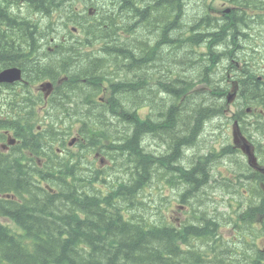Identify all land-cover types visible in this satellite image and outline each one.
<instances>
[{
    "label": "trees",
    "instance_id": "1",
    "mask_svg": "<svg viewBox=\"0 0 264 264\" xmlns=\"http://www.w3.org/2000/svg\"><path fill=\"white\" fill-rule=\"evenodd\" d=\"M29 1L36 10L44 12L45 14L49 12V10L52 8V5L53 8L51 10H57V12H59L61 15L63 14L62 10L69 9L67 5L65 7H60L56 0ZM103 1H107L108 5L110 6L111 15L106 17V15H103L104 13H99V17L102 19L98 23L99 25H91L93 29H95L93 33L97 32L95 38L99 37L103 39L104 36L110 35L111 30L106 27V23L112 21L113 26L119 27L116 23L118 18L120 23L126 25L125 23H127V20H139L140 14H142L141 18H143V16H147L151 9L154 11H164L165 19L166 17L172 15L174 11H177L176 13L179 18L180 16L184 17L185 15V11H181V3L179 0L177 3L173 0H151V2L149 1L150 3L148 1L143 3V6H140V4H137L135 0H133L132 4L119 6V8L122 7L121 9L123 11L116 13L117 16L115 14V7L117 6L116 3L113 0ZM227 1L229 2H225V4L229 5L228 3H232L233 5L232 12L228 14L229 16L239 15V12H243L247 14V17L249 18V14H251L249 11L254 10L258 12L259 9L255 10L254 6L264 3V0ZM152 3L153 5H151ZM14 11L13 4L9 3L8 0H0V22H2V24L0 23V60L2 61V64L18 62V54L21 55L25 52V50H27V47L24 46L25 44L34 41L36 46L38 43L37 35L34 37L32 30H35L37 26L40 25V23L38 24L37 22H31V24H26L25 27L23 24L27 22L22 21L23 24H20L21 27H19V24L14 23L15 20L18 21L19 16L17 14H13L11 17V13H9ZM113 16L116 17V20ZM249 18H246L245 20H237L234 23V27L240 22L247 23L250 20ZM232 25L233 23L227 24L226 28H228V33H231V29H233ZM155 29L156 30L152 32L153 34H151L154 36L155 32L159 33L162 31L161 34H163V36L159 35L157 36V39L161 38L162 41H165L166 37L164 35H166L168 28L163 30L161 29L160 25H157ZM116 32L117 31L112 30V33ZM221 36L222 34L220 33L217 44L224 42L225 37L222 39ZM202 40H207L205 35L195 32L189 37H178L175 39L172 38L165 43L167 47H174L176 44L177 46L183 45L184 47H187L188 45L185 44L187 42L190 45H194L201 44L200 42ZM214 40H216L215 37ZM79 41L81 42V39ZM208 41L210 43H208L209 50L207 56H205V58H207L206 60L201 55H193V52L188 54V56L191 58L185 56L188 59L193 60L190 63L191 65H195L202 60L205 61L204 65L212 67L215 65V60H217V57L219 56L216 54V51H212L214 46L212 45L213 41ZM139 48H141L140 44ZM122 49L124 55H128L125 52L131 48L123 47ZM102 50L105 51L107 48L104 47ZM178 51L179 50L177 49V52ZM67 52L68 53H66V57H64V59H62L64 52L60 57L58 56V58H53V66L58 70L62 68L61 66L59 67L58 64L63 62L65 63V71L75 73V78H77V80H80L81 77H88L87 73L90 71V69H88L90 68L89 66L94 67L95 65H92V62L88 61L86 62L85 66L83 65L80 67V71H76L75 68L71 69V67L67 66L66 60L71 54L69 51ZM193 56H195V59L192 58ZM100 63V59L96 60L97 65ZM173 63L177 64L176 62ZM171 64L172 63H170L169 66H171ZM0 66L2 65L0 64ZM50 66L51 65L48 64L47 68ZM45 67L46 62L44 63L43 60H39L32 62L29 66H26L24 71H28L29 74L32 73L33 75H36L37 73L43 71ZM244 71L245 68L243 67L240 69V74L241 72L244 73ZM205 72L206 71H204V74ZM243 75L244 74L239 76V81L242 83V89L240 95L237 97V102H239V98L242 100V91H248L251 93V95H256V97H253V104L251 103L247 105L259 106L264 109V93L262 94L264 91L263 85L253 73L246 72L245 77L241 78ZM89 78L91 79V77ZM100 80L101 77L98 83ZM200 80L207 82L209 78H207V76L205 78L200 77ZM32 81L36 80L34 79ZM177 81L179 80L177 79ZM124 89L126 90V88ZM182 93L183 91H179L174 93L173 96H179ZM107 96H112V94L108 93ZM124 96L125 97L121 98L128 102L130 99H128L127 95ZM192 97H194L195 100L193 101L194 103L191 105L190 109L182 111V113H175L173 110H170L168 113H166L163 109V112L160 114L161 116L157 115L159 118L166 119L168 121L162 119L158 120L157 122L149 119L141 120L136 108L129 110L121 109L118 112L119 118L122 119L127 125H134L133 132L130 131L123 140L125 141V145L123 144L119 146L122 151H127V155L130 160L136 163L134 167L131 166V163H129V166L132 168V172L135 175H132V178L128 184H122L119 188L120 190H123L120 194V198L122 197L121 199H131V201H134L128 202L130 209H136L139 206L135 199L136 191L141 187L144 180L149 175V171H154L155 163H159L165 169L164 164H170L171 159L176 158L174 163L182 161V149L180 147L183 146V148H190L193 147L196 142L197 132L195 130L193 131L192 128L194 127L195 129L198 126H202L200 125L203 123L202 119L205 120V118H211V115H209L210 113L205 110L203 111V109L205 108L206 110H212V107L206 105L207 100L204 98H214L213 95L210 93L208 95L195 93L187 98ZM226 98L227 96L224 94V102L227 101ZM65 99L66 101L70 100V95H68V97L65 96ZM107 99L111 103L110 112L115 113L118 109H120L118 106L121 107V105H123L121 101L117 103L115 101V97ZM198 99L204 100L198 101ZM129 102H131V100ZM154 102L158 106L157 102ZM210 102L211 101L208 103ZM123 106L125 107V105ZM192 123H194V125ZM190 131H192L191 134H189ZM151 134H156L161 140L166 142L170 150L168 155L154 157L152 156V153H148L152 151H144L141 146V141L143 138ZM103 135L106 134L103 133L102 136ZM184 162L186 161H183V163ZM199 166L201 167L202 171L200 170ZM202 167L203 166L199 164L198 167H193L191 170H187L181 166L177 167L175 165H172L169 168L176 171L178 176L182 178L184 183L187 185H194V187H198L200 184H203V182L206 181L205 173L203 172L204 170ZM21 170L23 171V169L18 167L16 163L12 162L11 158L7 159L6 157L0 155V194L9 193L13 189L20 191L23 187V190L28 192L31 202H23V204H19L16 200L0 197V215L9 216L13 220V224L11 226L8 223H2L0 221V264L248 263L247 260L241 256V258L237 260V255L235 256L234 253V249L237 248L236 245L232 244L231 247L223 246L227 241L221 237H218V234H216L217 236L213 242L210 241L206 236H204L205 232H203V228L200 225L191 226L189 221H184V223L181 224L182 228L180 230L179 226L173 222L168 223L169 220L164 215H162L163 220L161 218L160 224L156 222V220L151 221L142 216H138V218H133L131 216L128 220H125L117 208V204L114 205L111 203L113 198L111 199L110 196L99 197L96 194H86V192H88L87 190L83 193H64V189H62V192H59V194L56 195L49 194L46 189H39L44 193L46 192V194L43 196V194H38L36 192V187H32V182H29L28 178L21 175ZM44 178L49 182V178L45 176ZM82 179V181L87 180L84 178ZM24 180L25 182H22ZM93 188L95 189L94 185L92 186L91 191L94 190ZM34 193H37L38 195ZM101 193L103 194L102 191ZM34 196H36V198ZM39 196H41V198ZM115 196L116 194L114 197ZM102 202L106 205L102 206ZM76 209L79 210L78 212L81 214L78 215V213L75 211ZM217 230L218 228H213L210 231L216 232ZM193 235H195V237ZM191 239H195L200 243L201 240H204L203 242L206 245L210 244L209 246L211 250L208 251V249H205V251H203V249H201V244L198 247L196 245L190 246L189 244H191ZM225 249H227L228 252L233 253L235 257L231 259H224L223 252ZM210 256H212V259H208ZM228 261H230V263H228Z\"/></svg>",
    "mask_w": 264,
    "mask_h": 264
},
{
    "label": "bare ground",
    "instance_id": "2",
    "mask_svg": "<svg viewBox=\"0 0 264 264\" xmlns=\"http://www.w3.org/2000/svg\"><path fill=\"white\" fill-rule=\"evenodd\" d=\"M56 1L57 2H60V1L64 2L63 4H65V5L63 7H65L67 5L71 9L70 4H71V1H73V0H56ZM136 1H138V0H136ZM149 1L151 2V0H148V2ZM225 1L226 2H229L227 0H225ZM26 2L27 3H31L29 0H26ZM81 2H84V1L82 0ZM86 2L88 3V1H86ZM228 4L232 7L231 8V11H230V12H232L233 5H232V3H228ZM125 5H126V3H124L122 6H125ZM151 5H153V3ZM88 6L90 7V5H88ZM60 7H62V6L60 5ZM254 8H255V10L256 9H259V11L257 12V11H254V10H252V11L250 10L249 11L251 13L250 18L247 17L248 16L247 14H245L243 12H239L238 13L239 15H234V16L232 15V16H230V18L228 19V22L226 23V25L223 26V27L220 26L219 29L213 28V29H210V30L206 31V30L197 29L196 26H192L194 28L193 31H191V30L189 31L192 34H194L195 32H198L200 34H204L205 35V38L207 39V40H202L200 42L201 44L190 45L188 42L185 43V44L188 45L186 47L188 50H190L192 47L196 46V49L193 51V55H195V56L201 55L206 60L207 58H205V56H207L208 50H209L208 43H210L208 40H212L213 41L212 45L215 46V49L213 48L212 51H216V54L220 58H223L224 60L226 58H228V57H231L230 58V63L228 65L224 66V68H222L221 70H220V65H218V63H216L213 67L212 66L205 65L204 70L203 71H200L202 75H200L197 78L195 77L196 79L191 80L188 83V84H190L189 86L188 85H178V86L173 85V86H170L169 84L162 83L161 81L163 79L161 81H159L160 86H158V80H157V78H149V79H146V83H142L143 81L140 82V86L146 85V87H147L146 89L153 90V92L154 91H156V92H162L161 93L162 96L164 95V92H166L168 90L171 91L169 94H167V96H168V98H167L168 102H164L165 105H167V107L164 110L165 112H168L170 110H173V111L176 110L177 111V109H178V111L179 110L180 111H184L187 107H189L190 105H192L194 103L193 102L195 100L194 97L187 98L189 96H192V94H195L196 93V94H206V95H208L210 93V94L213 95L214 98H210V97L205 98L207 100V103L209 101H211L210 103H208L210 105V107L215 108V111H213V112H212V110L207 109L210 113L212 112L213 115L210 116L211 118H205L206 121H203V123H201L202 122L201 121L200 122L201 123L200 125H202V126H198L195 129H194V127L192 128L193 131L195 130L197 132V135H196L197 136V138H196V144L198 146L197 151H199V153L197 154V157H196L195 162L193 164H189V163H186V162L183 163V161H179L178 163L177 162L176 163H170V164L167 163V164H164L165 169L159 163H155V165H154V171H152V173H149V175L144 180V182L141 185V187L136 191L135 199H136V202H138V205L139 206L136 209H132V208L130 209L129 206H128V202L131 201V199L130 200L121 199L122 197L120 198V194H121V191H123V190L122 189L120 190L119 188H120V186L122 184L123 185L128 184V182L130 181V179L132 178V175L134 173L132 172V168L129 166V164H128V168L125 167V166H122L121 163H120V161H119V159L117 160L114 157L110 156V148H111V145H112L113 142H115V138H114L115 135H114L113 130L111 128L114 125V122H117L118 121V123H121V122L122 123H125L118 116L119 115L118 112L121 109H125V107L123 105H121V107L118 106V108H120V109H118L115 113L114 112H109L110 118L107 121V124H105L102 128L97 129L95 126L90 128L87 125H83L84 128H88V129L91 130L90 136H94L93 139L97 143L98 146L99 145H102V144H104V145L110 144L107 147V149L102 153V154H104L103 156H104V159L106 160V163H107L106 168L103 169L102 172L101 171H98L95 167H93L92 165H89L88 163H86V161L84 159H81L80 158L81 164H79V165H81V168L78 169L79 166L76 167L78 169V171H81V173H82V177L79 178L78 172H75L77 170L74 169L75 171H72L73 168H74V162L77 163L78 160H76L75 158H72V157L63 159L64 162L69 163L72 166L71 172L74 174L75 181L76 182H81L79 184H81L82 193L87 190L88 192H86V194H90V195L96 194L99 197L100 196H103V197L104 196H107V197L110 196L111 199L113 198V201L111 203H113L114 205L117 204V208L119 209V211L122 214L123 219H125V220H128L129 217H131V216L133 218H138V216H142V217H145V218H147L148 220H151V221H153V220L155 221L156 220V222H158L160 224V221H161V218L162 217L161 218L160 217H158V218L155 217L154 218L155 214L153 213V211L151 213H149V209L151 207H155V206L152 205V204L149 206V203L148 202L150 200H145V196H146L145 193H146V191L148 190V188L153 187L154 184H157L158 182L163 181V183L165 185L170 186L171 189H173L172 187L175 186V188L177 190H179L178 192H176V200H177V203H182V206L183 205H188L189 204V199L188 198H192L194 195H196V193L199 192L201 188H202V190L205 191V194L206 195L208 194V196H210L211 190L212 189H217L218 187H221V185H222V188L223 189H224V186L227 187V185L230 186V187H232L229 184V182H227L228 178H226L227 180H225L224 177H222V179L220 181L217 179V176L220 175V173H219L220 170H218L217 168H214L216 166H213L214 165V162L212 160L213 158H211V155L209 153H207V152H202V151H206V149H207L206 146L208 145L209 141H211L210 140L211 136L213 135V133L215 132V130H217V127L219 126V125L217 126L218 122H220L222 120V119L221 120L219 119L220 118V115H221V113H220L221 110H219V109L222 108L223 103H226L227 102L226 101L227 98L225 100L226 102H224V95H221L220 94V96H219V93H220V91H221V89L223 87L224 81H225V75H223V73L224 72H226V73L232 72L234 74H237L238 73L239 76L242 75V74H244L241 78H244L245 77L246 72L247 73L248 72L253 73L257 77V79L259 80V82H261V84L264 87V80H262L260 78V77H264V33H261V35H258L259 34V31L257 29V27H259V22L260 21H263V27H262L261 30H263V32H264V18L261 19V17L264 15V3H261V4L257 5V6H254ZM73 9H76V6ZM73 9H72V11H73L72 17H68L69 15L68 14L67 15L65 14V10H62V13H63L62 15L59 12H57V10H56V11H53L52 12L51 16L48 17V19H44L46 21L45 24H47L49 26V28H51V30H52L51 33H53V37L55 38V41L58 42L59 44L62 43V40H65L66 39V36H65L66 31L69 33V35H74V36L75 35L78 36L79 33H82L81 30H80V28H79V25H80V21L79 20H80V18H78V17H81V15H79L78 13H76L77 9L76 10H73ZM88 9L89 10H87V8H86V12H84V14L86 13L90 18H93V16H91L92 14H96V20H94V25L95 26L99 25L98 23L102 20L101 17H99V13H104L103 15H111V13H109V9H107L106 12L105 11L104 12H99L94 7L93 8H88ZM118 11H120V10H118ZM126 11H127V9H126ZM222 13L225 14L224 17L225 16H229L225 11L224 12H219L218 14L222 17L223 16ZM116 16H117V14H116ZM118 16H119V14H118ZM66 17L67 18H74V19H67V21H66L65 20ZM121 18H122V16H121ZM246 18H249L250 19L247 23H241L240 22L239 24H237L234 27V23L237 20H241V19L245 20ZM114 19H116V17H114ZM44 20H42V21H44ZM117 20H118V18H117ZM25 22H27V21H25ZM117 23H118V21H117ZM229 23H233V25H232L233 26V29H231V33H228L227 32L228 31V28H226L227 27V24H229ZM136 24H137V20H136ZM63 26H65V29L63 28L61 31L60 30H56L57 27L62 28ZM107 26L108 25H106V27ZM160 27L163 30L165 29V27L162 26V25H160ZM107 28L109 29V27H107ZM184 28L186 29V28H188V26L187 27H184ZM110 30L112 32V29H110ZM130 30H131V27L129 28V31ZM129 31H128V33L127 32L126 33H123V31H120V33H116V34L119 35L120 37H122L123 38V41L126 40V42H129V39H130V36H131ZM61 32L64 35H62V36L59 35V33H61ZM220 33L222 34V36H221L222 39L224 37H225V39H226V37L227 38H230V40H229V42H228V44H227L226 47L220 46V44H222L223 42L222 43L220 42V43L217 44V42L219 40L218 36L220 35ZM37 35L40 36L41 35V32L38 31V34ZM191 35H189V36H191ZM189 36L182 35L181 33H179L176 36V38L177 37H189ZM214 37L216 38V40H214ZM95 42H96V44H93L92 43V44H90L88 46V49L90 51H101L102 50V48H101L102 47V44L103 45L106 44V43L108 44V40H103V39H99V40H97ZM204 43H206V44H204ZM123 47H125V46H123ZM75 51L76 50H73L72 52L74 53ZM58 56L60 57L61 54L57 55L56 57H58ZM78 56H79V54H78ZM177 58H179V60H177L178 62H177V64H175L176 66H173L172 67V69L173 70H176V71H177V66L179 65L180 61H183L184 60L182 57H179V56ZM173 60L174 59H171L170 60L171 63L175 62ZM236 62H238L240 64V68L239 69L238 68H234ZM64 64L65 63H63V62L60 64V66L63 68V71L61 73H65ZM164 65H165V63H164ZM4 67L5 66L2 65V67L0 68V77H2V76H9L11 79H3V80H0V83H7L8 81H18L19 82V81L22 80V78L20 76H21V73H23V72H22V70L18 66L13 65V66L6 67V68H4ZM166 67H171V66H169V63H168L166 65ZM243 67L245 68V71H244V73L241 72V74H240V69H242ZM204 71H206V72L209 71L211 73V76L210 77H207V78H209V80L207 82H204L203 80H200V77L205 78V76L203 75L204 74ZM45 76L46 75H44V77ZM61 78H63V84L61 85V88H63V85H66V84L67 85H71V84H73L70 81L71 79L69 77H67L65 74H62L61 75ZM161 78H163V76ZM40 79H44V78H39L36 81H32V82L30 80H27V79L26 80H27L28 84L29 83H32L34 85V82H37ZM237 81H239V77H238V80ZM239 82H240V92H241L242 83H241V81H239ZM51 83L52 82L50 80L45 79V81L41 82V84L39 85V87L42 88V89L47 88L48 90H51ZM124 84H125V81H123V80H121L119 82L110 81V86H109L108 83L105 85L103 83V81L101 80L96 85V87H95V91H97V92L100 93L96 97V101L99 103V100L98 99H99L100 96H102V93H103V90H104L103 88H106V90H105V92H106L105 102H107V100H108L107 98H112L113 97V95L112 96H107L108 93L112 94V89L110 87L114 88L116 86H122ZM225 84H226V81H225ZM200 85H203L204 87L199 88ZM72 86H74V84ZM138 88L141 89L140 87H138ZM138 88H133L132 90L129 91V96L132 95V94H134V96L131 99V102L127 103V105H128V106L126 105L127 108L128 107H130L131 109L136 108L137 113L139 114L141 120H147V119H149V120H152L154 122H157L158 120L162 119V118H159L157 115H160L161 112H163V109L160 106H156L154 104L153 99H155V98L151 97V95H152L153 92L148 91L147 93L150 92L151 93L150 95H148L146 97H145V95H144V97H139L141 94H138V92L136 93V90ZM144 88L145 87L143 86V89ZM128 89H129V85L126 88V91ZM179 91H183V93L180 94L179 96H177V95L173 96L174 93H177ZM147 93H146V95H147ZM263 93H264V91L262 92V94ZM21 94H23V93H21ZM154 94H155V92H154ZM259 95H261V94H259ZM154 97H156V95ZM253 97H256V95H251V93L248 92V91H246V92H243L242 91V98H241L242 100H240V98H239V102H238L240 104L241 108H242V106L244 104H246V106H247V104H251L253 102V99H254ZM138 99H141V100H138ZM108 103H110V101H108ZM227 104H228V102H227ZM147 107H150V110ZM143 108H147L148 109L147 112L148 111L149 112L148 113L147 112H143L142 111ZM203 110H206V109L204 108ZM34 111H32V113H31V116L32 117L35 116V114H36ZM241 112H243V111H241ZM244 112H246V111H244ZM116 113H118V114H116ZM236 113H237V111H236ZM246 113H248V112H246ZM47 115H48V113H47ZM237 116H239V115H237ZM113 118H114V120H113ZM201 118H203V117H201ZM39 119H41V118H37V119L35 118V122H37ZM162 120H164V119H162ZM50 123H51V121H49L46 124V126L48 127L50 125ZM75 124H76V122L72 123L71 125H69V123H68V124H65L66 126H63L61 128H57V131L60 133V135H59L58 138L53 139V140L52 139H49L47 137L50 134V132H48L47 134H41L40 136L37 135V137L36 136H33V138L36 140V139H38V138H40L42 136V142L46 141V142H49L50 144H54V145L57 143V141L59 139H60V141L62 139V142L63 143H65V140L66 141H69L68 143L70 144V147H71L72 146V139H73V137L70 139V138H67V136H65V135H72L73 136V129H74ZM222 126L223 125H221V127H219V129L222 128ZM34 128H35V126H34ZM224 128H222V129H224ZM243 129L245 131V134H248L250 137H252L254 139L256 138V136H257V138L258 137H264V129L262 127H258V124H255V125H247V126H244ZM218 130H217V132H218ZM224 132H222V133H224ZM103 133H105L106 135H103L102 136ZM191 133H192V131H190L189 134H191ZM222 133L221 132L216 133V142H218V144H219L218 146H216V149H217L216 152H217V154H219V156L218 155H216V156L219 158L218 159L219 160V163L218 164L219 165H223V166H225V167L228 168L230 166H227L226 163H229L231 161V159H234V155L233 154H231V156L230 155H227V153H228L227 151L228 150L226 148L225 149L222 148L223 146L225 147V145H226L225 143L227 142ZM235 133H236V130L233 131V139H235L236 136H237V134H235ZM201 136H203L204 139L200 140L199 138ZM150 140H153V143L155 145V147L152 148V149H148L147 148V146H148L147 144H150ZM201 144H203V145L201 146ZM141 146H142V148L144 149L145 152H147L146 150H148V151L149 150H154V152H148V153H152V156H154V157H160V156H163V154L164 155H168L170 153V150H169L166 142H164L163 140H161L160 137H158L156 134H151V135H148L147 137L143 138V140L141 141ZM210 147H211V144H210ZM48 148H49V146H48ZM65 149H66V147H65ZM88 150H90V148ZM88 150H86V151H88ZM91 150L94 151L93 148ZM208 150H210L209 147H208ZM43 151L40 154H43ZM53 151H54V149H53ZM97 151L98 152H101L102 150H100L99 148H97ZM160 154H162V155H160ZM213 154H215V153H213ZM215 157H214V161H215ZM44 158H45V156H44ZM175 159L176 158H174L173 160H175ZM46 161H47V159H46ZM199 164H201L203 166L202 168L204 170L203 172L205 173V177H206L205 179H206V181L203 182V184H200L198 187H194V185H187L186 183H184V180L178 176V173L176 171H174L173 169L169 168L170 166L175 165L177 167H180L181 166L182 168H186L187 170L188 169L191 170L193 167H198ZM232 164H233V162H232ZM77 165H78V163H77ZM217 167H218V165H217ZM199 168L202 171V169H201L200 166H199ZM111 169H117V170L120 171L119 172V175H118L117 181L116 180H112L111 176H108V173L107 172L109 170H111ZM233 170H235V169H233ZM20 172H21V175L23 177H26L29 180H30V178H32V176L33 177H38L37 174H33L32 175L29 172H26L24 170L23 171L21 170ZM238 172L240 173L239 175H237L239 181L244 182V183H246L248 181L254 183L253 182V176L249 173V170L246 168L245 165H243L242 167H240L238 169ZM153 173H156V178H152V174ZM198 174H200V173H198ZM82 178L87 179L88 181L87 180H86L87 182L86 181H82L83 180ZM22 182H25V180L22 181ZM61 183H66V182H61ZM61 183L60 184H57V185H54V183L50 182L49 185L53 186L56 189L57 192H62L61 191V188H60ZM256 183L257 182H255L254 184H256ZM32 185H36V184L33 182ZM93 185L95 186V189L93 188L94 190L91 191V188H92ZM98 186H101V188H102V189L99 188L100 191L97 189ZM103 186H105L106 189H103ZM83 188H84V191H83ZM238 189H239V187H238ZM35 190H36V192L38 194H43V196H44V194H46V193L40 191L39 189H35ZM35 190H34V192H35ZM101 191L102 192L104 191L103 194L101 193ZM37 193H34V194H37ZM115 194H116V196L114 197ZM237 194H239V193H237ZM253 194H255V193H253ZM25 195H26V197L23 199V202L24 203H29V201H30L29 194H26L25 193ZM41 196H39V197L41 198ZM187 196H189V197L186 198ZM238 196H240V195H238ZM258 198H259V196H258ZM260 199H262V198H260ZM23 202H21V203H23ZM131 202H134V201H131ZM249 203H253V202H247V203H245L247 205H243L242 209L240 210V212H241L242 215L249 210L250 205H251ZM101 205L104 206L106 204L102 202ZM154 210H156V209H154ZM250 210H252V209H250ZM1 218H2V216L0 215V221H1ZM237 218L238 217H236V219ZM194 219H195V221L193 220V218L192 219H189V220H186V221H189V223L191 224V226H199L200 225L203 228V232H205V235L204 236H206L207 239H209L210 241L213 242V240H215V238L217 236L216 234H218L219 235L218 237H221L225 241H227L223 246H225V247H231L232 244H234L233 242H231V240L225 238L221 234V232H220V228L221 227L220 226H221L222 223L217 218H215L213 216L206 215V217L205 216H200V217H194ZM162 220H163V218H162ZM239 220H240V218H239ZM229 222H232V221H229ZM240 222L241 223L238 226L239 227V232H240L241 228L244 226V220L242 219V220H240ZM168 223H170V221ZM180 223L182 224V223H184V221L183 222H180ZM161 224H162V222H161ZM172 225H173V223H172ZM228 225H231V228L232 229H235V230H236V228H238L236 223H232V224L230 223ZM180 226H179V229L181 230L182 226L181 227ZM223 226H224V224H223ZM253 227H255V226H253ZM213 228H215V229L218 228V230L216 232H211L210 230L213 229ZM238 234L239 233H237V235ZM188 235H191V234H188ZM193 236L195 237V235H193ZM241 237H243V236H241ZM257 237H259V236H257ZM241 240H242V238H241ZM203 241L204 240H201V243H200L199 241H197L195 239H191L190 240V243L191 244H189V243L188 244L190 246L191 245H196L197 247L200 246V244H201V247H202L201 249H203V251H205V249H208V251L211 250V248L209 246L210 244H207L206 245ZM249 245H250V243H249ZM183 248H185V247H183ZM236 249L234 250L235 255L240 256L239 254H236L237 253V252H235ZM249 250H251V249H249ZM253 253H255V252H253ZM223 255H224V259L225 258L229 259L230 256L233 255V253L228 252V250L225 249L224 252H223ZM248 257H249V255H248ZM250 258H251V256H250ZM208 259H212V256H210ZM259 259H261V258H259ZM206 263H207V261H206ZM228 263H230V261H228Z\"/></svg>",
    "mask_w": 264,
    "mask_h": 264
},
{
    "label": "flooded vegetation",
    "instance_id": "3",
    "mask_svg": "<svg viewBox=\"0 0 264 264\" xmlns=\"http://www.w3.org/2000/svg\"><path fill=\"white\" fill-rule=\"evenodd\" d=\"M76 1L81 3V5H82L81 11L86 10V8H87V10H89L88 8H93V7L96 8V6L98 4L97 0H90V2H88V3L86 2L87 0H83L84 2H81L82 0H76ZM135 2L137 4H140V6H143L142 2H138L136 0H135ZM20 3L23 7L25 0H21ZM132 3H133V0H129L127 2V5L132 4ZM29 4L31 5V7H33L31 3H29ZM88 5H90V7ZM223 6L225 7V5H223ZM224 7L213 8V10L216 12H224L225 11ZM115 8H116L115 14L123 11V10H121V8H119V6H116ZM101 10L106 12V9H104L103 6L101 7ZM118 10H120V11H118ZM110 11H111V8H110ZM110 11H109V13H111ZM32 15H33L32 11L27 14L28 17L32 16ZM222 15H223L222 16V18H223L225 14L222 13ZM249 15L251 16V14H249ZM91 16H93V18L95 19L96 14H92ZM176 16H177V13H176ZM141 17H142V14L139 15V20H141ZM144 18H142L141 21L137 20L139 22H137L135 27L140 26V24ZM157 18L158 17L154 16V18L152 20H156ZM222 18H218L216 22H214L212 24H208L206 27L208 28L211 25H215L218 27L217 29H219L220 26H218L217 24H223L224 20ZM262 18H264V15L261 17V19ZM117 21L118 20H116V23H117ZM119 23L120 22L118 21L117 24L119 27L124 26L123 23H121V24H119ZM87 32L90 36H92L93 39H95V40L99 39V37H96V38L93 37V35L90 34L89 30ZM130 39L133 41L134 40L139 41V38L135 37L134 35H131ZM67 41H68L67 39L62 40V43L59 44L58 42L55 41V38L53 36H50L49 40L37 43V45L40 46V48H41V53L35 48L34 41H31L30 43L28 42L27 44L24 45L25 47H27V50H25V52L22 53L21 55L18 54V56H17L19 58L18 62L2 64V61L0 60V64L5 66L4 68L15 65V66H18L23 72V73H21V76H20L22 78V80L19 82L18 81H8L7 83H0V155L3 157H6L7 159L11 158L12 162L16 163L18 165V167H20L24 171L29 172L32 175L37 174L38 177L32 176V178H30V180H29L30 182H32V183L34 182L36 184V185H32V187L34 186V187H36V189H40V190L46 189L49 194H52L55 191L54 187L49 185L51 178H53L52 175H54L51 172L52 169L57 170V171H54V173L56 175L54 177L55 179L59 175H62L61 173L63 171H69L70 172L72 169V166L69 163L62 161L63 159L72 157V158H75L76 160H78L77 161L78 165L76 162H74V168L72 171H75L74 169H76L77 171H75V172H78V169L81 168V165H79V164H81V160H80V158H81V159H84L86 161V163H88L89 165H92L98 171L102 172L103 169H105L107 166L106 160L104 159V156H103L104 154H102V153L110 145V144H108V145L102 144V145L98 146L97 143L93 139L94 136H90L91 130L88 128H84L81 121L77 120L80 117V115H77V114H74V117L77 116L76 117L77 122L74 126V129H73V136L72 135H65V136H67V138H70V139L73 137L71 147H70V144L68 143L69 141L65 140V143H63L62 139H61V141L59 139L57 141V143L54 145V144H50L49 142H46V141L42 142V136H41V138H38V140L37 139L35 140L33 138V136H37V135H41V134H47L48 132H50V134H52V133L60 134L59 132H55L57 130V128H61L63 126H66L65 124H67V123H69V125H71L72 124L71 122L76 121V120L74 121L72 118H70V119L67 118V116L64 114V110H62L60 107H57L55 104L56 96L62 90L61 85L63 84V78H61V75H62L61 72L63 71V68H60L58 70L54 66H50L47 68V66L49 64V63H47L45 69L43 71L37 73L36 75H33L32 73L29 74L28 71L27 72L24 71L26 66L31 65L32 62L40 60L41 54H43L47 58H49L50 61H53V58H58V57H50V56H55V55H59V54L62 55V53L65 50L69 51L70 53H73L72 52L73 50H76L75 52H78L77 46H75L73 43L66 44ZM109 41L112 42L111 40H109ZM114 41L116 42V44L119 47L118 53H122L123 52L122 48H123V46H125V44L127 42L117 41V40H114ZM106 44H104V45L102 44L101 48L102 49L104 47L107 48L108 44L107 45ZM204 44H206V43H204ZM43 46H45V48H43ZM109 50L114 51L115 49H114V47H111ZM29 52H30V54H29ZM120 57H122L124 60H129V62L130 61H132V62L137 61L136 59H134L132 57L125 56L124 54H121ZM216 63H217V60H215V64ZM53 65H54V63H53ZM58 66L60 67V64H58ZM1 67L2 66H0V68ZM234 68L239 69L240 64L238 62H236ZM64 74L67 77H69L70 79H72V83L74 85L78 84V82H80V80H77V78H75V76H76L75 73H71L70 75L69 74L67 75V73L65 71ZM87 74H89V73H87ZM37 75H39V76H37ZM44 75H46V76L44 77ZM34 76H36V77H34ZM238 77H239L238 73L237 74H234L232 72L225 73L226 84L224 81L223 87H222L219 94H221V95L225 94V96H227L228 104H223L224 107L222 106V108H221V111H220L221 115L219 118L220 120L221 119L222 120L220 122H218L217 126L218 125L219 126L218 127L216 126L217 130L219 129V127H221V125H223L222 128H224V127L225 128L224 129L220 128L218 130V132H217V130H215V132L213 133V135L210 138L211 141H209V143L211 144V147H210V144L208 143V145L206 146L207 149L205 151L211 155V158H213L212 159L214 162L213 166H216L214 168H217L218 170H220L219 173L222 177H224L225 180H227L226 178H228L227 182H229V184L232 187L227 190V193H217V192L213 191L211 196L214 197V194H216V196H218L217 198H214V201L216 203H218V213L221 212L225 216V219H227L226 221H224L221 224V226L223 224L226 226L227 224H230V223L231 224L236 223L237 227H238L241 223L240 220L244 219V226L241 228L240 232H239V227L236 228V230L231 229V232L233 233V235L229 240H231V242H233L234 245L237 246V249L235 251V252H237L236 254H239L241 257H244V259H246L248 262L247 264H252V263L253 264H264V254H263L264 253V249H263L264 248V200H263L264 199L263 198L264 197V137H258L259 138L258 139L256 136V138L254 139V138L250 137L248 134H245V131L243 129L244 126L255 125V124H258V127H262L264 129V109L262 107L254 106V105L253 106L252 105H250V106L249 105H247V106L243 105L241 108L240 104L237 102V97L240 95V82L237 81ZM39 78H44V79H40L37 82H34V85L32 83L28 84V82H27V80L32 81L34 79L37 80ZM86 78H89V77H86ZM260 78L262 80H264V77H260ZM45 79L50 80L52 82L51 83V90H48L47 88L42 89L39 87L41 82L45 81ZM202 87H204V86L200 85L199 88H202ZM103 89L104 90H103L102 96H100L98 99L99 103L103 104V106L106 108H108V107L110 108L111 103L105 102V95H106L105 90H106V88H103ZM121 90H123V89L121 88ZM21 93H23V94H21ZM72 102L73 101H71V104H72ZM147 108L150 110V107H147ZM69 109L73 110L72 108H69ZM240 110L243 112H241ZM32 111H34L36 113L35 116H33V117L31 116ZM236 111H237V113H236ZM244 111H246L248 113H246ZM57 112H61V114H59L58 118L55 119V117L57 116V114H56ZM47 113H48V115H47ZM237 115H239V116H237ZM35 118L36 119L41 118V119H39L37 122H35ZM49 121H54V124H55L54 128H56L55 131L54 130H51V131L47 130L48 128H47L46 124ZM34 126H35V128H34ZM234 130H236V133H237V136L235 139H233V131ZM219 132H221V133L224 132L222 134L224 135V137L227 141L225 143L226 144L225 147L223 146L222 148H224V149L226 148L228 150L227 155H230V156H231V154L234 155V159H231V161L229 163H226L227 166H230V167H228L229 169L223 165L218 164L219 158L216 155L219 156V154H217V152H216L217 149H216V143L215 142H216V133H219ZM51 139L53 140L52 137H51ZM244 142H246L250 147V151H251L250 155L247 154L246 152H244L243 148L241 147ZM48 146H49V148H48ZM64 146L66 147V149ZM208 147L210 150H208ZM89 148H90V150H88ZM92 148L94 149V151L91 150ZM97 148H99L102 151L98 152ZM53 149H54V151H53ZM86 150H88V151H86ZM42 151H43V154H40ZM211 151L215 154H213ZM43 155L45 156V158ZM249 156L255 157V160H250ZM214 157H215V161H214ZM46 159H47V161H46ZM232 162H233V164H232ZM216 164L218 165V167ZM243 165H245L246 168L249 170V173L253 176V182L254 183L257 182L256 183L257 185L252 183V182H249V181L246 183L239 181L237 175H239L240 173L238 172V169L240 167H242ZM78 166H79V168L77 169L76 167H78ZM233 169H235L236 171ZM44 176L50 179L49 182L44 178ZM237 186L239 187V189ZM25 193L28 194V192L24 191L23 187H22L20 191H16L15 189H13L9 193L0 194V197H3L5 199L16 200V201H18L19 204H23L21 202H23V199L26 197ZM79 193H82V191ZM237 193H239V194H237ZM253 193H255V194H253ZM238 195H240V196H238ZM258 196H259V198H258ZM260 198H262V199H260ZM244 202L245 203L253 202V203H249V204H251L249 210L242 215L240 210L242 209L243 205H247ZM176 204L179 208L189 209V205H183L182 206V203H176ZM219 206H220V208H219ZM250 209H252V210H250ZM75 211L78 214H81L80 212H78L79 210L76 209ZM236 217H238V218L236 219ZM239 218H240V220H239ZM1 219H4L6 221L12 220L9 216H2ZM229 221H232V222H229ZM180 222H183V220H181ZM180 222L175 223V224L177 226L178 225L180 226L181 225ZM252 225L255 227H253ZM237 233H239V234L237 235ZM241 236H243V237H241ZM257 236H259V237H257ZM241 238H242V240H241ZM249 243H250V245H249ZM249 249H251V250H249ZM253 252H255V253H253ZM248 255H249V257H248ZM250 256H251V258H250ZM223 258H222V260H223ZM259 258H261V259H259ZM238 259L239 258H237V260Z\"/></svg>",
    "mask_w": 264,
    "mask_h": 264
},
{
    "label": "rangeland",
    "instance_id": "4",
    "mask_svg": "<svg viewBox=\"0 0 264 264\" xmlns=\"http://www.w3.org/2000/svg\"><path fill=\"white\" fill-rule=\"evenodd\" d=\"M20 1L21 0H8L9 3L13 4V8L15 10L14 12H9V13H11L10 16H12L13 14H17L19 16L18 21L15 20L14 23L19 24L18 25L19 27H21L20 24H23L22 21L28 22V23L23 24V26H26V24H31V22L32 23L37 22L38 24L40 23V25L37 26V28L35 30L34 29L32 30V28H31V30L33 31V33H32L33 36L35 37V35L38 34V31H42L40 36L37 35L38 42H44V41L49 40L50 36H53V33H51L52 32L51 28H49V26L47 24H45L46 21L44 19H48V17L51 16V14L53 12L51 10L53 8V5H52V8L49 10V12L47 14H45L44 12L37 11L34 7H31V5L29 3H27L26 0L24 3V6L22 7ZM87 1L90 2V0H87ZM113 1L116 2L117 6H122L124 3H126V5H127V2L129 0H113ZM144 1L146 2L148 0H144ZM144 1L138 0V2H142V4L145 3ZM173 1H175L176 3L178 2V0H173ZM222 1L221 0H211V2H210V0H179V2L181 3V11H183V12L185 11L184 17L180 16V18H178L176 16V12L174 11L172 13V15H170L169 17H166V19H165V12L164 11L163 12L162 11H154L151 9V11L148 12V14H147V16H149V15L150 16L148 18L146 16H143V18L144 17L145 18L141 22L140 26H136V27H135L136 19H133L131 21L127 20L126 21L127 23H125L126 25H124L123 27L113 26L112 21L106 23V25H108L107 27H109V29L117 31L116 33H120V31H123V33H126V32L128 33L129 28L131 27V30L129 31L130 35H134L135 37L139 38V41H137V40L133 41V40L129 39V42H127L125 44L124 48L127 47V48H131V49H128L125 52L126 54H128L125 56H127V57L131 56L132 58L136 59L137 62L136 61H133V62L130 61L129 62V60H124L122 57H120L121 54H124V52L118 53L119 47L114 40L123 41V38L120 37L119 35H117L116 33H112V32H110V35H106L103 38V40H108L107 50H105V51L104 50L90 51L88 49V46L92 43L96 44L95 41L101 39V38H99V39L95 40L87 32L89 30L90 34H92L93 37H95L97 35V32L93 33V31L95 29H93V27L91 26V25H94V20H96V17H95V19L90 18L89 16H87L86 13L84 14V12H86V10L81 11V8H82L81 3L77 2L76 0L71 1V4H70L71 9L69 8L68 10H65V14L66 15L68 14L69 15L68 17H72V13H73L72 9L75 8V6H76V9H77L76 13L81 15V17H78V18H80L79 28H80L82 33H79L78 36L77 35L74 36V35H69V33L66 31L65 36H66V39L68 40L66 42V44L73 43L75 46H77V49H78V52L70 53L71 54L70 57L66 59L67 60V66L71 67V69L75 68L76 71H80L81 70L80 67H82L83 65L85 66L86 62H88V61H91L92 65L94 64L95 66L93 67V66L88 65L90 67V68H88V69H90V71H89V74H87V76L91 77V79L86 78V77H81L80 82H78V84H75L74 86H72L73 84L63 85L61 92L58 93L56 96V100H55L56 106L60 107L62 110H64V114L67 116V118H69V119L72 118L75 121L77 116L74 117V114H77V115H80V117L77 120H80L82 125H87L90 128L95 126L97 129H100L105 124H107V121L110 118V115H109L110 108L108 107L109 108L108 109V108L104 107L102 104L100 105V103H98L96 101V97L100 93L95 91V87H96V85H97L96 83L99 81L100 77H101V80L103 81V83L105 85L108 83L109 86H110V81H113V82H119L121 80L125 81V84L122 86H116L114 88H112V87H110V88L112 89V95H113V97H115V101L117 103H119L121 101L123 103V105H125V109H127V110L131 109L130 107L127 108V106H128L127 103H129V101L134 96V94L129 96L130 90H132L133 88L140 87L141 89L138 88L139 90L138 89L136 90V93L138 92V94H141L139 97H144V95L146 97V96L151 94L150 92H153V90L146 89L147 88L146 85H143L145 87L144 89H143V86H140V82L143 81L142 83H146V79L157 78L158 86H160L159 81H161L162 79H163L161 81L162 83L169 84L170 86H173V85H175V86L188 85L189 86L190 84H188V83L191 80L196 79L197 77L202 75L200 71L204 70V68H205L204 62L205 61L202 60L199 63H196L195 65L190 64L193 60L188 59V58H191L190 56H188V54L192 53L196 49V46L192 47L188 51V49L186 47H184L183 45L177 46V44H176L174 47H172V46L167 47L165 42L168 41L169 39H172V38L175 39L179 33H181L182 35H186V36L191 35L192 33H190L189 31L190 30L193 31L194 28L192 26H196L197 29L206 30V31L213 29V28L217 29L218 27L215 25H211L208 28L206 26L208 24H212V23L216 22L218 18H222L218 14L219 12L214 11L213 8H220V7H224L223 5H225V7H224L225 12L227 14L230 13L232 7L230 5L225 4V2H226L225 0H222ZM63 3L64 2H62V1L58 2V4L61 5L62 7L65 5ZM97 3L98 4L96 6V9L99 12H104L101 10L102 6L104 9H106V10L109 9V11H110V6L108 5L107 1L104 2L103 0H97ZM76 9H73V10H76ZM31 11L33 12V15L27 17V14ZM107 16L108 15H106V17ZM154 16H156L158 18L156 20H152L154 18ZM229 18H230V16L223 17L222 18L224 20L223 24H217V25L218 26H225L226 23L228 22ZM67 19H74V18H67L66 17L65 20L67 21ZM42 20H44V21H42ZM107 20L109 21L108 18H107ZM141 20H142V18H141ZM141 20H139V21H141ZM19 21H20V23H19ZM139 21H137V22H139ZM0 23L2 24V22H0ZM119 24H121V23H119ZM172 24H173V26H172ZM157 25H162L165 27V29L168 28L166 35H164L166 37L165 41H162L161 38L157 39V36H159V35L163 36V34H161L162 31H160L159 33L155 32V35L154 36L152 35L153 34L152 32L154 30H156L155 28ZM65 26H63L62 28L57 27L56 30L61 31L63 28L65 29ZM187 26H188V28L185 29L184 27H187ZM262 27H263V21H260L259 27H257V29L259 31L258 35H261V33H264L263 30H261ZM4 29H5V27H4ZM59 35L62 36L64 34H62V32H61V33H59ZM79 38L81 39V42L79 41L80 40ZM109 40H111L112 42H110ZM229 40H230V38L226 37V39L224 40V42L222 44H220V46L226 47ZM124 42H126V40H124ZM139 44L141 45V48H139ZM155 45H157V46H155ZM35 47L41 53L40 46L36 45ZM111 47H114L115 50L110 51L109 49ZM43 48H45V46H43ZM213 48L215 49V46H213ZM170 49H172V50H170ZM177 49L179 50L178 52H177ZM66 53H68V52L65 50L63 53L62 59H64V57H66ZM77 53L79 54V56ZM56 56L57 55L50 56V57H56ZM178 56L182 57L184 60L180 61L179 65L177 66V71L172 69L173 66H176L174 63L171 64V67H166V65L168 63L169 64L171 63V61H170L171 59H174L173 61H175L177 63L178 62L177 60H179V58H177ZM185 56H187L188 58ZM192 58L195 59V56H193ZM230 58H226L224 60L223 58L217 57V63H218V65H220V70L222 68H224V66H226L230 63ZM99 59H100L101 63L99 65H97L96 60H99ZM40 60H43L44 63L46 62V64L49 63V65L53 66L54 61H50V59L47 58L43 54H41ZM37 61H39V60H37ZM164 63H165V65H164ZM66 73H67V75L68 74L70 75L71 72H66ZM225 73L226 72H224L223 75H225ZM62 74H64V73H62ZM203 75L205 77L206 76L210 77L211 73L208 71V72H205V74H203ZM162 76H163V78H161ZM177 79L179 81H177ZM70 81L72 83V79ZM128 85H129V89L126 91L124 88H127ZM121 88L124 90V93H123V90H121ZM148 91H150V92L147 93ZM71 92H73V93H71ZM145 92L147 93V95ZM154 92H155V94H154ZM154 92L151 95V97L155 98V99H153V102L156 101L158 106H160L162 109L165 110L167 105H165L164 102H168L167 94H169L171 91L168 90V91L164 92L163 96L161 94L162 92H156V91H154ZM68 95H70V100L66 101L65 96L68 97ZM124 95H127V97L129 96L128 99H130V100H128V102L126 100H123V98H121V97H125ZM153 95L154 96L156 95V97H154ZM71 97H72V100H71ZM204 99H202V100H204ZM138 100H141V99H138ZM199 100L200 99H198V101ZM202 100H200V101H202ZM71 101H73L72 104H71ZM154 104H155V102H154ZM206 105H209V104L207 103ZM190 107H191V105L189 107H187L184 111H186L187 109H190ZM209 107H210V105H209ZM69 108H72L73 110H70ZM147 110H148L147 108L142 109L143 112H147ZM205 111L210 113L208 110H205ZM213 111H215V108H212V112ZM173 112H175V113L181 112L182 113V111H180V110L178 111V109H177V111L174 110ZM166 113H168V112H166ZM56 114H57V116L55 117V119L58 118V115L61 114V112H57ZM210 115H213V113L212 114L210 113ZM77 120L75 122H77ZM113 120H114V118H113ZM164 120H166V119H164ZM166 121H168V120H166ZM203 121H206V119L205 120L203 119ZM71 123H74V122H71ZM47 128H48L47 129L48 131H51V130L55 131L56 128H54V121H51L50 125ZM111 129L113 130V133H114L116 138H115V142H113L111 145L110 156L114 157L117 160L119 159L122 166H125L128 168V164L131 163V166L134 167L136 163L130 160V158L127 155L128 152L122 151L121 148L119 147L125 143V141H123V140L128 135V133L130 131L133 132L134 125L129 126L126 123H122V122L118 123V121H117V122H114V125L112 126ZM55 132H58V131L56 130ZM155 133H158V132H155ZM59 135L60 134L52 133V134H49L47 137L49 139H51V137L53 139H56L59 137ZM203 136H201L199 139L200 140L204 139ZM215 143H216V146L219 145L218 142H215ZM147 145H148L147 146L148 149H152L155 147L153 140H150V144H147ZM202 145L203 144H201V146ZM180 148L182 149V157H181L182 161H186V163L193 164L196 160L197 154L199 153V151H197L198 146H197L196 142L193 145V147L183 148V146H182ZM150 151L154 152V150H150ZM202 152H205V151H202ZM160 155H162V154H160ZM170 162L174 163L175 160L171 159ZM54 171H57V170L52 169L51 172L54 175H52L53 178H51V180L50 179L49 180L52 183H54V185L60 184L61 182H66L65 184H67V185H65L64 183H61V185H60L61 190L64 189L65 193L66 192H68V193H75V192L79 193L82 191L81 184H79L81 182L75 181L74 174L71 171L70 172L69 171H63L61 173L62 175H59L56 179L54 178L56 176ZM78 172H79L78 176H79V178H81L82 173H81V171H78ZM119 172L120 171L117 169H111L107 173H108V176H111L112 180L117 181ZM149 173H152V171H149ZM17 177H18V175H17ZM152 178H156V173L152 174ZM217 179L220 181L222 179V176L221 175L217 176ZM153 187L148 188V190L146 191L145 200H150L148 202L149 206L151 204L155 206V207H151L149 209V213H151L153 211V213L155 214L154 218L155 217L161 218L162 215H164V216H166V218L170 222H173V223H179L181 220L186 221V220H189L192 218L195 221L194 217H200V216L206 217V215L213 216V217L217 218L218 220H220L221 223H223L224 221L227 220V219H225V216L221 212L218 213V203H216L214 201V198H217L218 196H216V194H214V197L211 195H212L213 191H215L217 193H227V190L229 188H231L228 185H227V187L224 186V189L222 188V185H221V187H218L217 189H212L210 192V196H208V194L206 195L205 191L202 190V188L192 198H188L189 196H187L186 198L189 199V204H188L189 209L188 210L186 208H179L177 206V204H176L177 203L176 192H178L179 190H177L175 188V186L172 187L173 189H171L170 186L165 185L163 182L160 181L157 184H154ZM99 188H101V186L97 187V189H99ZM103 189H106V187L103 186ZM83 191H84V188H83ZM53 194L58 195L59 192H57L55 189ZM34 197L36 198V196H34ZM29 203H31V202H29ZM219 208H220V206H219ZM154 209H156V210H154ZM4 222L8 223L10 226L12 225V223L10 221L4 220ZM222 226L220 228L222 235L225 238L230 239L233 235V233L231 232V229H232L231 225L227 224L226 226L225 225L223 227ZM235 256L233 254L230 256L229 259H231ZM237 258L240 259L241 257L237 255ZM241 263L242 262H239L238 264H241Z\"/></svg>",
    "mask_w": 264,
    "mask_h": 264
},
{
    "label": "water",
    "instance_id": "5",
    "mask_svg": "<svg viewBox=\"0 0 264 264\" xmlns=\"http://www.w3.org/2000/svg\"><path fill=\"white\" fill-rule=\"evenodd\" d=\"M3 79H11V78L9 76L0 77V80H3ZM235 134H237V133H235ZM241 147L243 148L244 152H246L249 155L251 154L250 147H249V145L246 142H244ZM249 157H250V160H255V157H253V156H249Z\"/></svg>",
    "mask_w": 264,
    "mask_h": 264
}]
</instances>
